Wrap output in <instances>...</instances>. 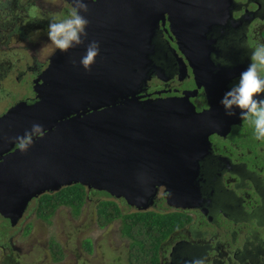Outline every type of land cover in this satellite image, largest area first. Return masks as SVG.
<instances>
[{
    "label": "water",
    "instance_id": "obj_1",
    "mask_svg": "<svg viewBox=\"0 0 264 264\" xmlns=\"http://www.w3.org/2000/svg\"><path fill=\"white\" fill-rule=\"evenodd\" d=\"M86 2L85 44L67 53L55 49L32 80L33 98L0 115V214L11 225L34 198L73 184L139 211L150 206L159 185L172 207L199 199L197 152L214 130L201 125L209 118L179 99L136 96L153 69L156 21L150 23L161 15L154 5L162 8L166 0ZM93 40L100 54L86 71L79 61ZM26 132L33 143L21 152L17 138Z\"/></svg>",
    "mask_w": 264,
    "mask_h": 264
},
{
    "label": "flooded vegetation",
    "instance_id": "obj_2",
    "mask_svg": "<svg viewBox=\"0 0 264 264\" xmlns=\"http://www.w3.org/2000/svg\"><path fill=\"white\" fill-rule=\"evenodd\" d=\"M5 3L9 8L11 1ZM154 6L161 15L150 23L156 21L153 69L136 96L179 99L209 118L202 126L214 127L197 152L199 199L172 207L166 187L159 185L143 211L179 213L186 221L163 243L160 264H264V141L254 138L238 108L228 116L221 104L248 67L251 48L264 43V0H166L162 8ZM220 58L230 66L215 62ZM86 190L88 198L94 190ZM39 197L33 199L36 208ZM15 225L0 214V264H20L11 253L22 250L9 234Z\"/></svg>",
    "mask_w": 264,
    "mask_h": 264
},
{
    "label": "rangeland",
    "instance_id": "obj_3",
    "mask_svg": "<svg viewBox=\"0 0 264 264\" xmlns=\"http://www.w3.org/2000/svg\"><path fill=\"white\" fill-rule=\"evenodd\" d=\"M6 1L0 0V5ZM18 8L11 11L2 9L0 21H11V15L18 16L23 34H8L0 30V114L21 99L34 96L31 88L33 73L44 69L48 57L55 51L47 35L49 21L66 18L72 7L65 0H17ZM37 5L39 18L32 20L27 8ZM34 21L28 24L29 21ZM40 65V66H38ZM104 194L90 191L79 214L75 215L67 206L58 207L49 220L37 215L36 201L32 200L9 234L21 252L11 251L20 264H130V239L122 233V221L117 218L104 227L98 223L97 206ZM116 201L123 213L135 211L121 198ZM31 223V224H30ZM30 227V232L24 231ZM54 240L64 252L59 261H54L49 242ZM90 240L92 251L85 248V240ZM135 263V262H134Z\"/></svg>",
    "mask_w": 264,
    "mask_h": 264
},
{
    "label": "clouds",
    "instance_id": "obj_4",
    "mask_svg": "<svg viewBox=\"0 0 264 264\" xmlns=\"http://www.w3.org/2000/svg\"><path fill=\"white\" fill-rule=\"evenodd\" d=\"M71 4L72 11L66 18L60 20L53 18L48 24L47 35L50 43L61 53H67L70 49L85 44L88 38L86 28L90 21L81 13H88L89 5L86 0H71ZM39 13L40 9L35 4L27 8V15L32 20H37ZM99 54L100 45L93 40L87 44L85 54L79 63L86 71H90ZM249 58L248 67L240 74L238 83L224 94L221 104L228 116L235 115L234 109L238 108L240 119L253 128L254 138L264 141V43L251 48ZM215 62L230 66L229 62L223 58ZM41 127V125L34 124L33 131L42 135ZM17 139L19 142L16 143V147L21 152L26 151L27 146L33 143L32 135L27 132L22 138ZM193 264H204V261L196 260Z\"/></svg>",
    "mask_w": 264,
    "mask_h": 264
},
{
    "label": "trees",
    "instance_id": "obj_5",
    "mask_svg": "<svg viewBox=\"0 0 264 264\" xmlns=\"http://www.w3.org/2000/svg\"><path fill=\"white\" fill-rule=\"evenodd\" d=\"M13 3L16 5L15 7ZM18 7L20 6H18L17 1L11 0L9 8H7L6 3H3L0 5V11L2 9H9L12 13ZM17 20L18 16L12 14L11 21L6 23L0 21V30L7 32L9 35L23 34L22 27L17 24ZM32 23L34 21L31 20L28 24ZM3 64V62H0V68ZM94 192L104 194L107 197L100 199L98 202L99 226L104 227L117 218L121 219L122 233L130 239V261L133 260L135 264H160L159 251L164 247L163 243L173 230L178 229L186 223V221L180 219L179 213L148 214L143 211L123 213L116 201L108 199L112 197L108 193L97 190H94ZM86 200L87 190L85 186L81 184L65 186L59 191L40 195L37 205V215L48 221L50 216L60 206L69 207L77 215L80 213ZM29 228H26L25 233H28ZM84 243L85 248L91 252V241L88 239ZM50 252L55 261L61 260L64 256L62 247L54 240H52V244L50 245Z\"/></svg>",
    "mask_w": 264,
    "mask_h": 264
}]
</instances>
